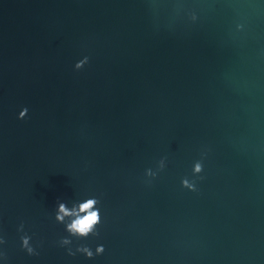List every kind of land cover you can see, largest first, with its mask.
Here are the masks:
<instances>
[{"label":"water","instance_id":"water-1","mask_svg":"<svg viewBox=\"0 0 264 264\" xmlns=\"http://www.w3.org/2000/svg\"><path fill=\"white\" fill-rule=\"evenodd\" d=\"M93 195L105 251L68 256L57 201ZM0 234L8 264H264V0H0Z\"/></svg>","mask_w":264,"mask_h":264},{"label":"clouds","instance_id":"clouds-1","mask_svg":"<svg viewBox=\"0 0 264 264\" xmlns=\"http://www.w3.org/2000/svg\"><path fill=\"white\" fill-rule=\"evenodd\" d=\"M190 19L192 22H196L199 17L197 12L190 13ZM236 28L242 29V24H237ZM89 62V57L84 56L78 60L74 67L76 70L82 69ZM28 113V108L24 107L20 112L18 118L23 119ZM207 152H201V159L195 160L192 167V177H184L181 180L182 187L197 192L198 181L203 180L204 177L200 175L203 172V159L206 157ZM167 156L160 157L155 162V167H149L145 170V183L151 184L158 175L167 167ZM101 198L99 196H88L81 200L72 201L69 205L66 201H57L55 207L54 219L57 223L64 226L66 236H62L57 241L59 247L65 248L68 256L75 257L78 253L84 255L88 259H92L95 256L102 255L105 251L103 244H97L93 251L86 243H75V241H84L89 237L99 238L101 236V227L103 225V218L101 215ZM17 231L22 233L20 236V247L29 256H38L40 254L39 247L42 245V241L33 244L32 236L25 231V223L21 221L17 226ZM7 244L5 235L0 234V246ZM8 254L4 247H0V261L4 264H8Z\"/></svg>","mask_w":264,"mask_h":264}]
</instances>
